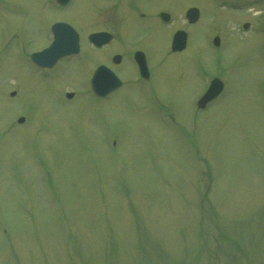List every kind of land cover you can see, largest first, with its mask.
<instances>
[{
  "label": "rangeland",
  "instance_id": "374dc122",
  "mask_svg": "<svg viewBox=\"0 0 264 264\" xmlns=\"http://www.w3.org/2000/svg\"><path fill=\"white\" fill-rule=\"evenodd\" d=\"M238 1L228 16L264 14V0ZM75 3L63 14L84 26L93 3ZM138 4L134 14L103 8L90 29L147 42L156 99L171 104L168 128L139 103L127 62L118 71L129 84L106 101L81 81L106 62L99 52L39 75L24 50L43 46L63 14L48 0L0 1V264H264V34L250 19L245 32L231 21L239 36L231 27L233 45L226 35L231 46L211 55L206 24H195L186 51L172 53L187 9L203 20L225 12L211 0ZM198 68L226 82L199 112Z\"/></svg>",
  "mask_w": 264,
  "mask_h": 264
},
{
  "label": "water",
  "instance_id": "95a60500",
  "mask_svg": "<svg viewBox=\"0 0 264 264\" xmlns=\"http://www.w3.org/2000/svg\"><path fill=\"white\" fill-rule=\"evenodd\" d=\"M195 13H196V15H197V11H195ZM183 43H184V41H183ZM173 48H174V51L179 50V49H182L181 46H180L179 44H176ZM106 79H108V78H106ZM96 80H97V79H96ZM96 80H95V83H96V88H97V87H98L97 85H98L99 82H97ZM218 92H219V90H218ZM218 92H216V93L214 94V96H209V99H211L212 97H215V95H216ZM210 93H211V92H210Z\"/></svg>",
  "mask_w": 264,
  "mask_h": 264
}]
</instances>
